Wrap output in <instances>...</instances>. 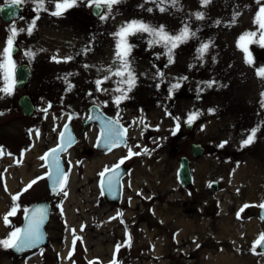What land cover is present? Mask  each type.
<instances>
[{
  "label": "rangeland",
  "instance_id": "rangeland-1",
  "mask_svg": "<svg viewBox=\"0 0 264 264\" xmlns=\"http://www.w3.org/2000/svg\"><path fill=\"white\" fill-rule=\"evenodd\" d=\"M55 3L45 0L47 11L39 13L31 35L27 28L37 15L32 0L20 5L18 18L0 19V62L15 25L24 31L13 41L11 59L30 70L22 89L14 87L12 95L0 92V240L20 226L32 202H50L44 246L18 257L0 247V264H112L114 259L117 264H264V254L252 250L264 234L257 217L264 203V79L256 75L264 67V47L248 45L249 65L237 46L244 33L258 32L254 20L264 0H211L206 7L200 0H178L175 7L122 0L96 16L87 0H78L59 17L50 14ZM160 6L167 10L159 11ZM197 12L205 18L197 20ZM132 20L163 25L170 34L187 24L195 37L170 57L166 47L150 42L148 33L129 36L135 87L117 105L115 89L127 86L107 70L118 66L115 34ZM204 43L209 48L201 56ZM66 57L71 59L65 62ZM97 80L102 81L99 90ZM177 83L180 87L170 92ZM23 94L34 106L28 116L17 105ZM252 102L257 107L251 108ZM91 104L126 128V145L105 153L93 148L96 127L81 125ZM193 113L199 115L185 129ZM64 121L76 139L61 155L67 196L58 192L48 198L42 153L55 144ZM253 128H259L254 142L242 147ZM190 143L206 147L204 153L190 157ZM129 147L140 155L125 159L120 201L109 204L101 195L100 173L128 157ZM182 155L189 160L188 187L176 179ZM29 179L36 183L21 190ZM212 182L217 187L210 192ZM17 195V213L5 225Z\"/></svg>",
  "mask_w": 264,
  "mask_h": 264
},
{
  "label": "snow or ice",
  "instance_id": "snow-or-ice-1",
  "mask_svg": "<svg viewBox=\"0 0 264 264\" xmlns=\"http://www.w3.org/2000/svg\"><path fill=\"white\" fill-rule=\"evenodd\" d=\"M25 2V0H7L8 6L12 7L13 5H21ZM35 4L34 11L37 15L31 21L29 27L27 28V32L31 35L36 21L39 19V13L41 11H47L45 7V0H32ZM122 0H87L88 7H95L96 9L104 8L107 12H111L113 7L120 4ZM158 5H163L165 3H170L172 7H175L178 4V0H154ZM201 6L206 7L211 0H200ZM259 3L260 0H257ZM78 4V0H56L55 3V10L51 11L50 14L52 16H62L66 11L69 9L76 7ZM152 9H148L151 11ZM167 9L163 6L159 7V11L165 12ZM197 20H203L204 13L197 12L194 14ZM108 17L104 14H100V19L105 20ZM219 23V21H217ZM254 23L258 26V32H247L244 33L238 41V47L241 49L242 52L245 54V62L249 65L253 64V59L251 58V53L249 52L248 45L252 43H259L261 47H264V5L259 7L258 12L256 13V17ZM24 31V29H17L15 25L10 28L11 35L8 37L7 47L3 49V61L0 62V72L3 73V80H4V87L0 88V92L5 93L6 95H12L13 89L16 84L15 80V71L16 65L11 59V50L13 46V41L18 34V32ZM138 33H148L152 40L150 41L152 44H162L164 47L168 49V54L171 57L173 50L180 46V44L186 43L189 39L195 37V32H192L190 26L185 24L177 34H170L163 25L158 27H153L143 21L132 20L121 27L119 32L115 35L119 38L117 45H116V52H115V61L118 62V66L113 70L111 67L107 70L110 73V76L119 77L120 80L118 81L121 85H126L127 87H117L115 91L119 92L120 95L115 98V103L117 105L120 104L122 99L128 98V93L132 91L135 87V80L136 77L131 69V65L129 62V55L131 52V46L127 43V38L131 35H135ZM209 48L208 43H204L198 49V52L201 56L207 51ZM29 57L34 56V53L28 52L26 53ZM55 60L56 58L53 57ZM71 57H66L65 62L70 60ZM56 62H60L57 60ZM171 62V60L169 61ZM256 75L261 79H264V67H259L256 70ZM110 76H105L103 79L107 80ZM182 79H186L182 78ZM98 90L99 85L102 83L101 80L96 81ZM211 87V83L208 85ZM71 87V85H69ZM179 83L172 85L170 92L172 89L179 88ZM261 107H264V92L261 93ZM213 111V110H210ZM199 114L193 113L190 114L187 123L190 125L193 121L197 118ZM92 117H90L91 119ZM71 119V117H69ZM179 129V123L176 125V130ZM259 128L251 129L249 135L246 139L242 141V147L248 146L254 142L257 132ZM126 129L122 128L119 124L118 120H109L105 123L101 128V137L102 142L105 146L109 149L112 147L119 146L120 144L126 145L125 140ZM175 134V132L173 133ZM60 139L62 141L61 145L58 149H52L50 153L46 154L47 156L51 157V162L49 164L50 168H54L53 172L48 173V178L52 180L53 184V191L54 192H63L65 196H67V192H64V186L66 184L67 175L60 167L59 162V151H62L66 146H70L72 143L71 133L68 130V125L65 124L64 131L60 134ZM226 143V142H224ZM224 143L220 145V147L224 146ZM2 151V150H0ZM147 152V149L144 150ZM134 155H140L139 152H133L131 147L128 149V157L122 158L119 163L115 166L116 169H119L120 165L124 163V159L131 158ZM41 159H45L42 157ZM108 169H105V172H108ZM105 172L100 173L101 177L105 176ZM38 179H43V177H39ZM118 179V173L113 171L111 175L107 177L106 183L108 190L111 191L114 183H116ZM36 181H32L27 188L24 190L27 191L28 188L32 187V184H35ZM102 185L105 183L104 180L101 181ZM19 199V196H13V207L11 210L4 216V223L8 225L10 223L9 217L15 216L18 210V206L15 202ZM245 207H248L247 205ZM259 207L264 209V203L260 204ZM26 219L28 220L27 225L21 229L16 228L11 231L5 239L0 240V247L5 249H14L17 252H23L26 249L35 248L38 246L42 240L43 235L41 233V227L44 223L46 218V211L44 209H37L32 214L31 217L28 218V212L25 210ZM264 218V215H262ZM76 239H73V245L76 243ZM199 246V245H198ZM257 247H264V234H261L259 238L254 241L253 244V251L255 252ZM120 245H117L116 250L119 251ZM264 254V253H262ZM71 255V253H70ZM112 264H117L116 260L114 259Z\"/></svg>",
  "mask_w": 264,
  "mask_h": 264
},
{
  "label": "water",
  "instance_id": "water-1",
  "mask_svg": "<svg viewBox=\"0 0 264 264\" xmlns=\"http://www.w3.org/2000/svg\"><path fill=\"white\" fill-rule=\"evenodd\" d=\"M100 10H101V8L100 9H96L95 7L90 8L91 14L94 16L98 15ZM20 11H21L20 5H13L12 7H9L7 2L2 3V4H0V19L3 22H9L13 19H16L19 16ZM14 51H15V46H12L11 53ZM29 73H30V70H29V67L27 64L21 63V64H18L16 66V71H15L16 84H15V87L17 89H22L25 86V84L28 80V77H29ZM17 105L20 109L21 114L24 116H28L29 114H31V112L34 109V106L32 104L30 97L26 94H23V95L18 97ZM86 111H87V117L82 121L81 125H82V127H86L87 125L94 124L97 127L98 133H97V137H96L95 142H94V148L96 150L101 151V152H108L114 148H117L121 145H124L122 143L119 146L112 147L111 149H109L107 146H105L104 143L102 142L101 128L105 123H107V121L113 120V119H111L110 117L105 115L102 112V110L94 104L89 105L87 107ZM90 117H92V118L90 119ZM65 124L68 125V130L71 133V137H72L71 145L75 142L73 133L70 129V124L68 122H65L62 124V126L59 130V133H58L57 139H56V144L54 146L48 148L47 150H45V152L43 153V156H42V157H45V159H43V164H44L45 170H46L44 177H45V181H46L47 196L49 198L56 195L57 192L53 191L52 180L48 178L49 172H53V174H54V168L49 167V164L51 162V157L47 156L46 154L50 153V151L52 149H58L59 146L61 145L62 141L60 139V134H61V132L64 131ZM190 126L191 125L186 123L185 129H189ZM122 128H124V127H122ZM70 146H66L62 151H59V153H58L60 167L64 171V173H65V169H64V165L61 161L60 155L66 149H68ZM205 149H206V147H204L198 143H190L187 151H188V154L190 155V157L196 158V157L201 156L204 153ZM177 162H178V167L176 169V179L181 184V186L188 187L190 182H191V173H190V169H189V161H188L187 157L180 156V157H178ZM115 166L108 169L109 171L105 172V176L101 177V181L102 180L105 181V183L103 185L100 181V189H101L102 197L109 204H117L118 203V201L120 199V182H121V178L123 177V175L125 174V171H126L124 164H121L119 169H116ZM113 171L118 173V179H117L116 183H114L111 191H109L108 187H107L106 180H107V177L109 175H111ZM215 189H216V183H213V182L210 183L208 190L210 192H213V191H215ZM37 209H44L46 211V218H45L44 223L41 227V233L43 235V240L35 248L26 249L23 252H17L14 249H10L11 253L15 256H20L22 254H25V253L31 251V250L41 248L46 243V235L44 232V226H45V223L48 219V213H49L48 201L47 200H40V201L32 203L29 206V208L27 209L28 218H30L31 214ZM262 215H264V209L259 208L258 209V218L264 223V218H262ZM27 221L28 220L26 219V215L24 213L22 216V221H21V225L19 228L23 229L27 225ZM258 249L261 252H264V247H258ZM183 264H186V263H183Z\"/></svg>",
  "mask_w": 264,
  "mask_h": 264
},
{
  "label": "bare ground",
  "instance_id": "bare-ground-1",
  "mask_svg": "<svg viewBox=\"0 0 264 264\" xmlns=\"http://www.w3.org/2000/svg\"><path fill=\"white\" fill-rule=\"evenodd\" d=\"M206 76V75H205ZM205 76H203V77H205ZM202 79V78H201ZM200 81V80H199ZM206 81V80H205ZM250 106H251V108L253 107V108H255V107H257V104H256V102H252L251 104H249ZM213 119H214V117H213ZM222 122V121H221ZM11 184V183H10ZM13 187V186H12ZM28 222V221H27ZM1 225V224H0ZM0 231H1V226H0ZM228 264H230V260H229V262H227ZM226 262H225V260H224V262H220L219 264H227Z\"/></svg>",
  "mask_w": 264,
  "mask_h": 264
},
{
  "label": "flooded vegetation",
  "instance_id": "flooded-vegetation-1",
  "mask_svg": "<svg viewBox=\"0 0 264 264\" xmlns=\"http://www.w3.org/2000/svg\"><path fill=\"white\" fill-rule=\"evenodd\" d=\"M91 8V7H90ZM91 13V12H90Z\"/></svg>",
  "mask_w": 264,
  "mask_h": 264
}]
</instances>
